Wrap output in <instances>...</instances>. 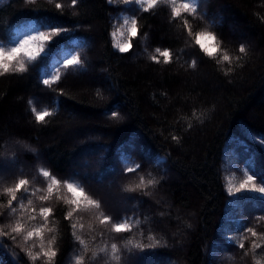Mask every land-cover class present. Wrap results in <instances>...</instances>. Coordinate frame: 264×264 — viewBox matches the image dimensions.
<instances>
[{"label": "trees", "instance_id": "1", "mask_svg": "<svg viewBox=\"0 0 264 264\" xmlns=\"http://www.w3.org/2000/svg\"><path fill=\"white\" fill-rule=\"evenodd\" d=\"M57 3L63 7L57 9ZM124 8L119 0H77L75 6L71 0H0L5 45L16 38L15 28L29 20L38 27L51 22L68 29L28 72L0 75V162L15 157L14 164L0 168V205L9 199L3 188L18 178L30 181L27 195L33 200L26 209L14 202L17 213L12 215L7 207L0 208V228L9 231L5 226L19 219L31 230L43 223L39 208L51 207L48 227L54 231L46 228L43 242L47 247L56 237L53 264H74L79 254L85 264H255V259L264 264V239L245 240L244 249L229 240L241 237V224L264 233V219L257 220L264 216V199L228 195V188L234 191L244 179L245 168L264 175V0H199L198 15L187 16L189 25L193 33L217 36L216 58L195 45L183 19H171L170 5L163 0L154 12L137 13L139 34L129 52L120 53L110 31L118 14L132 15ZM236 29L249 38L235 35ZM156 48L170 50L171 62L151 60L158 55ZM64 49L81 57L83 70H69L48 88L41 77L55 69ZM224 54L229 62L220 59ZM192 60L197 61L195 68L189 67ZM32 107L47 108L53 115L38 123ZM82 145L97 152L89 163L70 170ZM158 156L163 158L157 161ZM135 163L141 168L125 175L124 167ZM94 164L101 170L98 174L95 167L97 177L106 180L83 173L82 166ZM41 167L61 181L82 184L101 208L65 219L70 206L58 197L70 194L63 186L48 201L38 198L46 191L32 195L47 186L38 174ZM141 177L157 183L146 188L147 194L126 191ZM112 183L118 195L134 204H107L102 190ZM101 212L114 222L133 217L140 223L117 234L111 224H100ZM29 214L37 219L28 221ZM72 223H77V235L86 240L88 251L74 239ZM252 239L262 245L255 259ZM40 243L38 238L25 242L23 236L0 237V264H33L25 250L35 244L37 252ZM112 243L118 245L119 261L98 252L107 245L110 253Z\"/></svg>", "mask_w": 264, "mask_h": 264}, {"label": "snow or ice", "instance_id": "2", "mask_svg": "<svg viewBox=\"0 0 264 264\" xmlns=\"http://www.w3.org/2000/svg\"><path fill=\"white\" fill-rule=\"evenodd\" d=\"M109 4L113 3V0H108ZM125 8L123 11L131 12V16L120 15L117 17L118 20H122V23L117 27L114 25L115 31L111 33L112 37H123L124 39L118 40L114 47L118 49L120 53H127L133 47L132 40L137 37L139 34L137 13H152L157 8L158 4L161 3V0H119ZM164 3L170 5L171 8V19L178 20L183 19V26L187 31L188 35L192 37L194 35V43L199 47V49L208 57L216 58L217 54L220 51L219 43L217 42V36L211 31H199L193 33L188 15L195 17L198 15V6L199 0H163ZM72 5L77 4V0H71ZM63 5L57 3L56 8L60 9ZM30 31L18 39L14 40L8 45H5L3 39H0V75L7 73H26L29 70L30 66H35L37 62L43 61L48 54L50 53L52 47L57 44L59 41L54 38H63V34H66L68 29L64 28L62 25L56 23H41L39 27L31 25ZM146 35V34H145ZM155 52L158 55H153L150 57L156 63H160V57L163 58L164 63H170L172 60L173 53L164 49L156 48ZM240 53H245L246 48L242 44L239 48ZM222 61L229 62L230 57L227 54H224L221 58ZM218 63L220 60L217 61ZM197 65L196 60H192L189 64V67L195 68ZM84 62L78 54H69L66 55L62 60L58 62L55 66V69L52 72H46L41 77L42 84L48 88H51L52 85L58 84L62 75L67 73L69 70L80 71L83 70ZM61 95L63 92L61 91ZM31 104L32 101L30 100ZM32 113H34L35 120L38 123H44L46 117L53 115L52 112L48 111L47 108L43 110H37L35 107L31 108ZM112 116L116 117L117 112L113 111ZM173 140H178L176 136L172 137ZM264 143V141H262ZM15 163V157H10L4 162H0V168H7L9 164ZM141 168L139 163H135L134 166L124 167V174L137 172ZM38 174L43 177L46 182V189H35L32 192V195H35L36 192L46 191L47 195H40L38 198L40 201H48L51 198V195L54 192H59L61 186H63L67 193L70 196L67 197H58L64 199V202L70 206V210L65 213V219L71 220L75 213L80 211H88L91 209H100L101 202L97 199H94L91 195L86 192L82 184L76 181L63 180L61 181L52 172L44 167L38 169ZM244 179H242L233 191L232 187L228 188V195L237 199H253L260 198L264 199V175H258L257 172L253 171L251 168H245L243 170ZM157 181L153 179H148L145 183L144 177H141L140 183L134 187H129L126 191L136 192L140 190L147 194L145 191L146 188L153 186ZM30 181L27 178H18L13 186L3 188V193L9 197L7 200V205H0V208L7 207L9 209V215L17 213V207L14 206V202L18 204L20 209H26L27 206L33 204V200L28 197L29 188L28 185ZM18 193L20 194L18 196ZM239 194V195H237ZM254 194H259V197H256ZM27 199V205L24 203V200ZM32 213L36 212V209L33 207L31 209ZM3 213H0L2 215ZM39 217L43 223L38 226L32 227L31 230L25 227V223L21 220H16L14 224L6 225L5 227L9 228V231H4L3 228H0V237L9 236L13 240L17 236H23L25 242L38 238L41 243L39 244L40 250L33 252V248L36 247L33 244L31 247L27 248L26 254L30 260L35 264L37 260H43L44 264H53L54 258L57 255V252L53 245L55 244L56 237L52 236L50 240L47 241V247L44 244V231L47 228L48 232H53L54 229L48 227L49 217L53 214V209L51 207H40L39 208ZM37 219L36 215L29 214L27 217L28 221H35ZM264 219V216L257 217V220ZM99 222L101 225L111 224V230L114 233H123L131 231L134 225H139L140 221L138 218L133 220V217H126L120 222H114L112 216L100 213ZM71 227L73 229V237L76 241L79 242L83 250L88 251V243L82 236L77 235L76 229L78 227L77 223H72ZM79 228L83 230L84 225L79 224ZM239 231L242 233L241 237L233 239L229 237V240L233 245L238 246L240 249L245 248V240L250 238H262L264 239V233H258L254 227H247L244 224H241ZM26 233V235H25ZM101 237L103 232L100 233ZM262 247L261 243L257 242L256 239H252L250 251L253 253L255 259L256 249ZM99 253L105 255H110L111 259L120 260L119 249L116 243H112L110 246V253L108 246L102 247L98 250ZM249 251L246 250L244 255L247 256ZM97 255L96 252H93V259ZM74 264H85V257L83 254L76 255L74 258ZM255 264H261L259 259H255Z\"/></svg>", "mask_w": 264, "mask_h": 264}, {"label": "rangeland", "instance_id": "3", "mask_svg": "<svg viewBox=\"0 0 264 264\" xmlns=\"http://www.w3.org/2000/svg\"><path fill=\"white\" fill-rule=\"evenodd\" d=\"M120 15H124V16H128L127 14H118V16H120ZM32 23V21H28L27 23H26V25H24V26H22V27H20V29H18V30H16L17 32H16V40H18V39H20V38H22L25 34H26V32H28V31H30V27L29 26H31V25H33V24H31ZM120 23H122V20H118L117 19V21H115V22H113V24H112V29H111V31H110V33H112L113 31H115V28H114V25H116L117 27L119 26V24ZM235 29V28H234ZM233 30V29H232ZM235 35H238L239 37H245V38H249L248 36H246V34L245 33H242V31L241 30H238V29H236V31L235 32H233ZM122 39H124L123 37H119V36H117V37H112V35H111V40H112V44H113V47H114V45H115V43L118 41V40H122ZM66 55H69V54H67V51L66 50H62L61 51V56H62V58H64ZM96 131V129H91L90 130V132H94V133H96L95 132ZM82 147H83V145H82ZM25 148L27 149L28 147L27 146H25ZM96 147H94L92 150H90L88 147H83V150H81L80 152H79V155L77 156V159L74 161V163L72 164V167H71V169L70 170H74V169H76V168H78V167H81V164H85V163H89L90 162V159L93 157V155L97 152H95L94 151V149H95ZM104 148V147H103ZM105 149V148H104ZM103 150V149H102ZM123 158V160L124 161H127V162H129V159L126 157V156H123L122 157ZM163 157L162 156H158V157H156V160L158 161V160H160V159H162ZM83 167V173L84 174H86V172H88V174L89 175H91V176H95L96 178H97V181H99V182H101L102 181V179H105L106 180V178H98L97 177V174H96V169H95V167H99V166H97V165H89V166H87L88 167V169H90L89 171H88V169L85 167V166H82ZM86 169V170H85ZM97 171H99V173L98 174H100V167L97 169ZM92 173L94 174V175H92ZM101 175H103L104 176V174H101ZM114 183H112L110 186H108V187H106V188H104L103 190H102V193L105 195V200H106V202H107V204H109V205H111V201H113L115 204H117V206H124L125 205V207H127V206H130V205H133L134 203H132L131 201H128L127 202V200H125L123 197H125V196H121V195H118L117 194V192H116V190L113 188L114 186H112ZM128 199V198H127ZM124 207V208H125ZM145 264H148V263H145Z\"/></svg>", "mask_w": 264, "mask_h": 264}]
</instances>
